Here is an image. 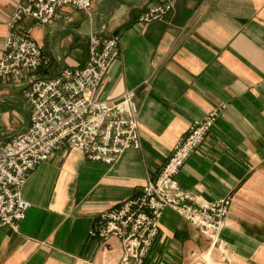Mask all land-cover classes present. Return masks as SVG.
<instances>
[{
	"label": "crops",
	"instance_id": "crops-1",
	"mask_svg": "<svg viewBox=\"0 0 264 264\" xmlns=\"http://www.w3.org/2000/svg\"><path fill=\"white\" fill-rule=\"evenodd\" d=\"M23 0H0V57L9 21ZM169 0H93L91 11L64 8L48 25L26 20L43 51L38 73L83 68L92 34L119 37L121 54L97 93L136 90L140 149L114 165L63 146L23 188L30 204L19 232L0 228V264H119V239L90 235L98 216L142 194L156 180L191 123L218 112L203 146L178 180L207 201L233 197L223 238L237 264H264V0H174L172 13L140 17ZM33 75L0 81V147L31 124L26 92ZM208 241L165 210L146 264L192 262Z\"/></svg>",
	"mask_w": 264,
	"mask_h": 264
},
{
	"label": "built area",
	"instance_id": "built-area-1",
	"mask_svg": "<svg viewBox=\"0 0 264 264\" xmlns=\"http://www.w3.org/2000/svg\"><path fill=\"white\" fill-rule=\"evenodd\" d=\"M67 7L89 12L93 0H23L9 21L0 57V81L16 79L24 71L33 75L26 92L32 117L25 132L0 147V228L19 232L30 208L23 197L24 186L32 172L63 146L108 165L117 163L127 150L141 147L136 90L128 89L114 100L97 98L105 77L120 58L119 37L92 34L89 58L83 68H65L53 78L38 75L43 51L31 39L25 21L48 25ZM173 9L174 0H169L143 14L140 23L160 19ZM218 116L215 111L193 121L156 180L148 181L141 195L99 214L90 235L103 241L119 239L123 246L119 264H146L167 209L207 239L208 250L192 253L193 261L237 264L223 238L233 197L207 201L183 189L178 180L184 165L205 143Z\"/></svg>",
	"mask_w": 264,
	"mask_h": 264
},
{
	"label": "rangeland",
	"instance_id": "rangeland-1",
	"mask_svg": "<svg viewBox=\"0 0 264 264\" xmlns=\"http://www.w3.org/2000/svg\"><path fill=\"white\" fill-rule=\"evenodd\" d=\"M192 262H195V261L192 260ZM196 262H201V261H196ZM204 264H206V263L204 262Z\"/></svg>",
	"mask_w": 264,
	"mask_h": 264
}]
</instances>
